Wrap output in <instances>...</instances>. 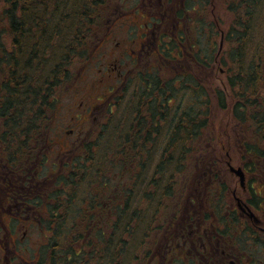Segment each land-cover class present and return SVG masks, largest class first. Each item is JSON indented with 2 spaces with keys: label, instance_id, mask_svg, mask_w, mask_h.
<instances>
[{
  "label": "trees",
  "instance_id": "1",
  "mask_svg": "<svg viewBox=\"0 0 264 264\" xmlns=\"http://www.w3.org/2000/svg\"><path fill=\"white\" fill-rule=\"evenodd\" d=\"M238 1L243 15L224 33L228 47L220 56L202 61L196 53L201 65L187 70L176 40L184 44L183 32L176 31L175 40L160 36L156 67L136 70L126 83L123 106L114 97L100 133L69 148L61 173L46 186V264H147L162 243L158 238L147 241L149 233L160 228V218L168 227L179 224L175 212L184 211V221L193 228L202 225L199 215L205 221L213 212L217 220L212 228L225 239L245 232L247 224L234 208L229 216L223 214L225 159L242 167L245 201L264 216V26L258 40L251 35L257 21L253 15L263 0ZM118 2L0 0V67L7 65L0 77L2 131H47L45 110L91 57ZM181 12L177 8L175 17ZM214 22H208L206 33L211 51L210 38L220 27ZM3 32L10 38L8 49ZM216 59L224 66V88H210L208 73L196 74L202 64L210 68ZM112 106L121 110L117 120L110 114ZM216 110L230 114L224 139L211 131ZM217 142L223 145L222 154ZM125 167L131 169L132 181L122 179L111 191V170L122 173ZM42 262L39 258L38 264Z\"/></svg>",
  "mask_w": 264,
  "mask_h": 264
},
{
  "label": "flooded vegetation",
  "instance_id": "2",
  "mask_svg": "<svg viewBox=\"0 0 264 264\" xmlns=\"http://www.w3.org/2000/svg\"><path fill=\"white\" fill-rule=\"evenodd\" d=\"M148 1L147 4L139 1L135 6L140 8L135 9L133 6V10L138 13L130 26H134L136 31L141 28L142 32L139 34L130 32L128 38L130 43L133 42V37L140 38L138 52L134 53L131 49V53H125L126 48L122 56L119 54L115 58L114 69L110 66L108 68L110 63L105 66L107 73H103L104 80L101 78L99 84V86L105 85V88L98 93L97 96H100H96L97 99L93 103H87L84 111L86 120L95 119L96 109L101 116L105 110L104 106L122 92V86L128 77L136 70H146V61H144L146 55L150 51L151 54L157 52L159 37L166 35L167 39V32L169 28L173 30V25H175L174 32L180 29L185 35L184 44L180 43L182 40L176 39L185 54L183 57L187 61L185 69L191 70L192 67L201 65L194 56L196 53L200 54V36L195 33L190 34L187 29V23L190 21V13H186L187 7H183L180 18L174 15L176 9H171L167 22L164 21L165 16L163 19L157 15L154 0ZM143 6L147 11L143 10ZM133 10L129 12L133 13ZM119 15L123 18L122 24L126 25L125 14L121 11ZM154 16L157 17V21L152 20ZM162 20L164 24L170 23V27L165 31H162ZM113 21H116L115 18ZM191 41L194 42L193 46ZM125 56L136 59L133 71L132 68L126 69ZM157 56L158 53L156 59ZM50 133L48 131L5 132L0 128V264H38L39 258L43 261L39 264L47 263L46 230L42 221L48 217L44 204L46 186L53 182L54 174L57 176L61 173L63 153L68 152L69 148L77 143L80 144L82 142L80 138L84 139L90 134L87 132L83 136V131L69 130L68 136L64 138L61 133H53V136ZM69 134L75 135L73 139ZM27 135H33V138L28 139ZM234 212L241 221L246 222L247 228L246 231L242 229L245 232L235 234L233 238H227L228 240L222 234L216 233L212 227V233L209 231L208 233L207 228L201 229L200 226L193 228L191 223L185 226L183 218H178L177 223L181 226L175 225L180 227L182 233L179 235V239L181 238L179 246L177 244L171 246L168 238L162 240L159 244L161 252H154L147 264H264V216L259 218L256 214L246 215L243 210ZM36 232H38V240L35 238ZM39 233H42L41 237ZM234 239L236 241H233ZM176 251H179V254Z\"/></svg>",
  "mask_w": 264,
  "mask_h": 264
},
{
  "label": "rangeland",
  "instance_id": "3",
  "mask_svg": "<svg viewBox=\"0 0 264 264\" xmlns=\"http://www.w3.org/2000/svg\"><path fill=\"white\" fill-rule=\"evenodd\" d=\"M138 1H141L143 3H148V0H119L117 3V8L118 11L120 12L122 10V13H124L126 20L125 23L126 25L122 24L123 18H117L114 17L117 21H113V17H107L106 20L104 21L106 26H105V31L101 35H97L98 43L95 45V47L92 50V55L91 57L87 60L86 63H83L82 66H80L77 76H75V79L72 80L70 83L65 84L62 86L60 89H58V100L56 101L55 105H52L51 109L45 110V117H47L48 121L46 123L47 126V131L51 132L50 135L53 133H61V135L65 138L68 136V131L73 130V131H85L90 132V134L93 136H96L97 134L100 133L102 130L103 123H106L107 121V116L109 115L107 105H105V110L102 112V115L99 116L97 113V109L95 110V119H88L86 120L85 117V109L87 108V103L91 104L93 103L98 95L104 88V86H99L100 79L103 77V73L106 74L107 70H105V66L108 64V68L113 67L115 63V58L118 57L120 54L122 56V53L126 49L125 53H131V49L134 51V53L138 52L139 46H140V38H135L133 37V42L130 43V39L128 38V35L130 32H134L136 34H139L142 32L141 28L138 29V31L135 30V27H131L130 24L132 20L136 17V14L138 12H135L133 10V13H130L129 11L132 10V7L135 5H138ZM234 2V4L238 3V0H176L174 3V0H154V6H155V11L158 12L157 15H160L164 19L165 16V21H169L168 18V12H171V9H177L176 7L180 8L183 10V7H187V12L190 13V21L187 23V29L189 30L190 34H197L199 37V49H200V60H205V56L209 57V60H213V56L215 57L218 47H219V42L221 39V35H213L210 38V41L212 42V45H214V50H210L209 48L211 47L206 40V33H207V25L210 20H215L214 24L217 25L219 24V31L222 30L224 33L229 29L230 26H236V18L237 17H242L243 13L242 10L239 6V4H236L235 7L233 8L232 6H229ZM135 4V5H134ZM174 4V5H173ZM176 4V6H175ZM116 8V9H117ZM136 8H140L138 6H135ZM146 7L143 6V10L147 11L145 9ZM172 10V11H173ZM149 14V13H148ZM187 16V15H186ZM185 16V17H186ZM182 17V15L180 16ZM188 17V16H187ZM254 18H257V21L254 22L253 28H251V35L253 41L258 40L261 37V30L262 27L264 26V0L262 1L261 8L257 9V15H253ZM113 18V19H112ZM148 18V17H147ZM141 24L143 23V19L141 18ZM219 20V22H218ZM222 21V23H221ZM162 31H165L168 27H170V23H163L162 20ZM174 27L173 25V30L172 28L169 29L167 32L168 35L167 37L174 38V34H177V32H174ZM217 27V26H215ZM158 30V29H157ZM182 30V29H181ZM156 31V30H155ZM138 32V33H137ZM203 33V35H200ZM158 34V32H157ZM176 38V36H175ZM2 43L6 46V49L10 47V44L8 41L10 40L9 36L7 33L3 32L1 35ZM223 40V37H222ZM129 42V43H128ZM124 47V48H122ZM228 47V42L223 41L222 49L221 52L219 53L220 55L224 52V50ZM154 48V47H153ZM130 49V52H129ZM208 53V55H206ZM175 54V53H173ZM134 55V54H133ZM156 55L157 52L154 54H151V51L146 55V58L144 61H146V70H151L153 67H156ZM218 55V56H220ZM125 62L127 63L126 69H131L133 71L134 68V63H135V58L131 59V56H125L124 57ZM124 60L122 59V64L123 68L124 67ZM186 60L183 58V65H186ZM112 63V64H111ZM229 63V61H228ZM227 63V64H228ZM119 65V62H118ZM211 67L206 68L204 64L200 67V70L197 69L196 74L199 76H204V73H208V79L210 80L209 87L211 88H224L225 85V70L224 66L220 64L218 59H216L213 62L210 63ZM7 65L2 64L0 67V77L1 73H6L7 70ZM159 69L162 70L161 67H158ZM114 69V67H113ZM207 71V72H206ZM132 77V76H130ZM130 77H128L127 81H129ZM205 77V76H204ZM127 81L123 84L122 86V92L117 94L119 97V103L122 104L126 98V83ZM104 84V83H103ZM102 84V85H103ZM97 96V97H96ZM56 100V99H55ZM175 100H173L170 104H174ZM174 107V106H173ZM121 108V107H120ZM111 112L110 113L114 118L116 119L119 116L118 111V106L115 108V106H112ZM79 116V117H78ZM84 118V119H83ZM230 120V114L226 111L223 110H216L211 114L210 117V124H211V131L220 139H224V135L228 134V129L230 128L229 124ZM101 129V130H100ZM85 133H82V135H86ZM70 136L73 137L75 136L74 134H69ZM53 136V135H52ZM91 136V137H92ZM83 139V138H82ZM86 139V138H85ZM84 140V139H83ZM222 143L217 142L216 147L217 150L220 154H222ZM161 145L159 144V148ZM65 154L63 158H65ZM227 159L224 160L223 163V170L225 174L227 175V179L225 182H227V198H225V210L223 214L225 216L230 215V210L235 207L237 208V202L235 201L234 198H238L241 200V202L244 200L245 201V195L246 193L243 192V190L239 187L238 185V180L237 178L228 170V167L226 165ZM230 163L234 167H238L239 165L234 161V159H229ZM221 169V167H218ZM151 174L150 169H149V175ZM114 181H112L111 184V191L115 190L117 188L118 184L121 183L122 179H128L129 181H132V171L129 167H125L123 172L121 173L120 170H111V173L109 174ZM148 189H150V186H148ZM186 202L185 204H189L190 201L189 198H185ZM142 201V200H141ZM201 204V203H200ZM205 204H201L202 207H204ZM177 206V205H176ZM172 209L175 211L176 207L173 205ZM228 210V211H227ZM256 211V210H255ZM158 215V212H156ZM177 214V218H183V221L185 219L184 216V211L181 213L175 212L172 214L175 216ZM255 214H257L255 212ZM257 216L259 217L260 214ZM260 218V217H259ZM262 218V217H261ZM186 220V219H185ZM217 216L213 212L209 213V217L207 220L204 221L203 216L199 215L198 222L201 225V229L203 228H208V227H213L215 226L214 224L216 223ZM160 228H157L154 226L152 229V232L149 233V236L147 237V241H150V239H157L161 241L164 239L169 240V242L172 245H178L181 243V238L179 239L180 233V227H176L175 224L171 225V227L167 226L164 222H161V218L158 219ZM158 222L156 224H158ZM185 224H189L188 221H184ZM170 224V221H169ZM158 225V226H159ZM188 226V225H187ZM199 228V224H198ZM105 229V227H104ZM192 229V228H191ZM193 231V229H192ZM179 234H175V233ZM195 235V234H194ZM192 235V237L194 236ZM39 236H42V233H39ZM34 237V236H33ZM47 237V234H46ZM122 237V236H121ZM177 237V238H176ZM228 237V235L226 236ZM35 238L38 240V232L35 233ZM180 242V243H179ZM179 249L180 247H176ZM160 246L158 247L157 251H153L150 254L149 260L153 257L154 252H161ZM177 254H179V251H176Z\"/></svg>",
  "mask_w": 264,
  "mask_h": 264
},
{
  "label": "water",
  "instance_id": "4",
  "mask_svg": "<svg viewBox=\"0 0 264 264\" xmlns=\"http://www.w3.org/2000/svg\"><path fill=\"white\" fill-rule=\"evenodd\" d=\"M229 170L238 176L239 184L240 186L243 187L244 186V174L242 172V169L240 167L234 168L232 166H229Z\"/></svg>",
  "mask_w": 264,
  "mask_h": 264
}]
</instances>
